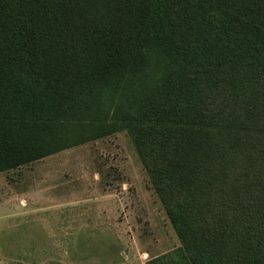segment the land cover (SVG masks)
Segmentation results:
<instances>
[{"label": "trees", "instance_id": "trees-1", "mask_svg": "<svg viewBox=\"0 0 264 264\" xmlns=\"http://www.w3.org/2000/svg\"><path fill=\"white\" fill-rule=\"evenodd\" d=\"M124 130L150 264H264V0H0V173Z\"/></svg>", "mask_w": 264, "mask_h": 264}, {"label": "rangeland", "instance_id": "rangeland-1", "mask_svg": "<svg viewBox=\"0 0 264 264\" xmlns=\"http://www.w3.org/2000/svg\"><path fill=\"white\" fill-rule=\"evenodd\" d=\"M180 245L125 130L0 173V264H150Z\"/></svg>", "mask_w": 264, "mask_h": 264}]
</instances>
